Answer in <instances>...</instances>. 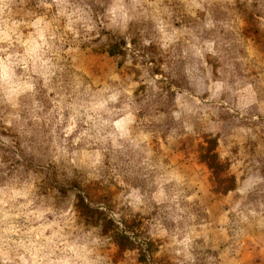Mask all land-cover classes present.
Instances as JSON below:
<instances>
[{
	"label": "rangeland",
	"instance_id": "rangeland-1",
	"mask_svg": "<svg viewBox=\"0 0 264 264\" xmlns=\"http://www.w3.org/2000/svg\"><path fill=\"white\" fill-rule=\"evenodd\" d=\"M0 264H264V0H0Z\"/></svg>",
	"mask_w": 264,
	"mask_h": 264
}]
</instances>
